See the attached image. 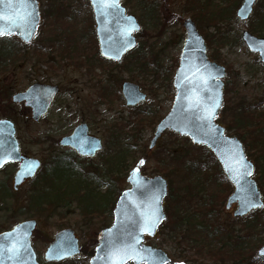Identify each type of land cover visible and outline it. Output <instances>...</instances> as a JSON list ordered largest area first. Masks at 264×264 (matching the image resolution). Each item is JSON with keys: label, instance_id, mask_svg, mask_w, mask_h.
I'll use <instances>...</instances> for the list:
<instances>
[{"label": "rangeland", "instance_id": "rangeland-1", "mask_svg": "<svg viewBox=\"0 0 264 264\" xmlns=\"http://www.w3.org/2000/svg\"><path fill=\"white\" fill-rule=\"evenodd\" d=\"M140 1L141 0H122V3L125 4L127 11L136 15L138 22H140L143 30L145 31V33H141V37L137 35L136 48L137 45H139L141 42V45H143L144 54H146V57L149 59L151 57L149 55L150 49L153 52H157L158 60L161 61V65L165 67L168 66L171 75L177 66L175 64V61L177 63L179 52L182 49V43L185 36L184 28L180 20H182L184 17H192L191 14L194 12V4H191L188 0H145V5L147 8V10L145 11L149 12V9L152 8V4L156 5L157 12L155 13L157 14V19H155L154 17L156 15L144 16V9L141 6ZM213 1L224 4L229 0ZM232 1L233 0H230V2ZM38 2L42 20L39 23L37 35L35 39H33V49L30 45H28V48L32 49H29L28 52L29 56H31V59L28 63H26V65H24V62L17 61L14 67L9 66L7 69H5V71L0 72V90H8L13 93L16 92V90L25 89L27 85L31 84L33 81H42L58 84V86L60 87L59 92L61 93L59 95L57 103L51 105L48 114L38 122L33 121L31 117L22 112L21 104L11 103L13 114L18 118V122L16 123V136L18 137L19 146L21 147V150L29 156L32 155L38 157L40 160H42V162H45L51 158V155L53 153H61L63 150V148L60 149L57 147L51 150V152H49V150L46 151V146L48 143H50L51 136L46 137L45 134H51L57 138L64 133H69L71 128L78 122L85 121L89 126V133L95 134L102 139L105 146V152L102 154V156L91 159V162L88 166H86L88 159H77V169H83L84 176L85 170H89L87 168H90L89 171L93 172L92 169L96 167L98 168V170L94 172L103 177L104 175L100 173L101 171L99 168L101 166L103 170H107L109 168L108 165L105 164V157L108 156L107 146H109V149L111 150L115 148L116 145L114 146V143H112V141H114L115 138V131L120 130L115 129L114 133L112 134L109 127L114 125L115 123L123 124L120 122L131 121L133 124L135 121L133 112L125 104L124 99L121 100L118 97V92L120 93L121 83L124 80L137 82L141 86L140 88H142L143 91L147 93V99L140 105L145 106V104L147 103L152 104L154 105V107H156L155 109L159 111V114H165L166 111L170 109L169 107L172 103V95L174 93L171 88L163 84V76L161 75L160 70H157L156 68L153 69L152 66L149 67V69H151L150 71L157 70L158 76L149 75L148 73L142 76L139 74V72L135 70L133 71V68L128 71V69H126L127 67H125L130 65L128 58H126L122 62V65L108 63L102 58H99L96 54V45L87 46L88 52L86 53V55L88 57L90 55L93 65H89V60L86 59L87 56L83 54L82 56H79L82 61L77 65L70 62V59L65 58L66 55L61 52V46L57 44L58 40L52 41L51 38L58 34V36L62 38L61 41L65 44V41H67L65 36H67L69 32L70 35L67 41L69 42V45H77L78 43L80 44L83 42L89 43L91 41L95 42V38L93 37L94 33H91L92 23L87 20L88 16L90 18L92 16L91 5L89 4V1L62 0V3L67 2L70 6H74L73 8H71L66 4L67 8L65 10V17L60 16L62 14V11L59 13V16H57L56 9L55 16L49 15V12L47 11L49 8L48 0H38ZM204 2H207V0H204ZM236 6L233 8L234 11ZM234 11L231 17H229L230 13H226L224 18L220 20L218 19L219 21H221H218V26L211 27V25H205L204 27H202L201 32H209L210 34L211 32H213V36H215L217 32H221V35H224L222 41L224 44L219 47L213 45L211 48L207 49V53L210 58L215 55V61L223 64L226 67L227 70L224 82L228 81L231 87L233 84L238 90V93L245 96L246 101L250 103L251 101L257 100V98L261 94L264 95V64L259 60L257 53L250 50L248 51L244 41L240 39V35L244 25L240 20L235 18ZM68 12L73 15V18L69 16ZM252 15L248 18L249 20H247V26L250 24V21L253 18ZM180 17L181 19H179ZM84 20H87L84 26L85 28L81 27ZM69 27H71V32L69 30ZM245 28L247 27L245 26ZM254 31L257 33L259 32L256 30ZM76 38H79L81 40L77 43L75 42L77 41ZM7 42L14 41H4V43ZM51 43H54V46H51ZM46 45L47 47L44 48ZM133 50L132 54H134ZM47 52H49V54H46ZM132 54H128V56H131ZM16 55H18L19 57L20 53ZM150 62L151 64H153L154 61L150 60ZM123 64L125 65L124 67ZM90 66L93 70V79H95L92 84L94 83L95 85H89V81L87 80L88 76L86 73V69L90 68ZM236 73H239V75H235ZM111 75L112 79H110ZM114 77L118 78V80L113 79ZM113 80L115 81V83H113ZM107 83H113V89H111L110 87H106ZM102 84L105 85V93L110 92L109 99L102 97V95L99 96V91ZM148 86L154 89L153 91H151V94L149 93V90L151 89L147 88ZM113 90L115 91L111 96V92ZM232 103L233 100L230 99L229 102L224 104L225 110L221 109L218 114L219 116L217 118V121L224 127H226L225 122H228L230 120L229 107H231ZM259 104L260 105L258 109H264V103L262 102ZM2 117L3 116H1L0 113V118ZM131 125H125L123 130L129 133ZM234 132H236V130H227V133L229 135L233 134L237 136ZM151 134L152 130L149 126H146V128H144L142 134L140 135L141 147L144 144V147L147 148V144L149 143ZM182 137L183 136H180L179 134L167 131L157 139L156 145L153 148L149 149L153 151L154 155L159 152V150L157 149L158 147L161 149L168 146V143H172V146L175 150H177V152H179V150L187 151V146L193 143H186V141L182 139ZM156 149L157 151H155ZM189 149L192 153L197 154L198 160H200V153L202 151L205 158L207 159L206 161L208 162H201L200 168L194 166L190 167V169L186 168L189 164V162H186V167L184 165H181V168L183 169L172 171L173 192L176 194L177 192H182V190H179V188L180 185L183 184L177 181L181 177L179 176L180 172L184 173L183 170H186L188 172H196L194 173V176L199 183L194 181L193 178H191L190 180L195 183L194 189L199 192V196L210 195L208 197L209 201L212 204L216 205L217 208V210L213 211L210 220L212 222H214V220H218L223 226L224 224L235 225L234 231L235 229H240L241 233L243 232L246 235V229H250L247 224V219L236 221L232 215V210L235 206H232L230 210L225 209L226 201L223 200V203L221 204V202H219V200L214 195L212 196L216 188L222 190L224 186V182L217 178L220 175L213 163V160L209 158V154L202 147L196 148L195 146H190ZM257 153V151L253 150V155H247V157L250 158L254 162V164L256 162ZM139 157H141L140 153H136V155H129L127 159L131 163V165H128L129 168H126L124 174L123 168L121 169V174H123V176L120 180H117V177L113 178V182L119 186L120 190L126 188L129 185L126 182L127 171L131 167L135 166L134 161ZM101 158H104L102 163H100ZM140 163L141 165H138L140 167V170L147 176H153L158 173L161 174L160 170H156L158 162L153 157H148L147 159L140 161ZM260 164L262 171L264 169V165L262 163ZM16 167V164L9 163L0 169V178L7 179L10 187L12 185V175L17 169ZM107 174H109V172L105 174V177L106 180H109L110 177ZM258 174V172L254 171L253 177L255 178ZM77 178L81 179L79 176ZM201 185L204 186L202 187ZM106 186H108V184H106ZM106 186H103V188L100 186L98 188L99 191H103L102 189H104V187ZM26 187L27 185L25 183L19 187L18 193L15 195V200L21 199V196H23ZM168 200L170 201V203H168ZM172 203L173 198L171 197H169V199L165 198L163 202L165 206L167 205L169 214L173 209ZM184 204L186 205V203ZM189 207H185V213L190 215L191 222L194 220H200L198 213H196V215L194 213L196 212V205H190ZM82 212L83 208L79 205L78 202L74 201L69 206L55 207L53 209L45 206L43 207L42 213L41 215H39V217L36 215L33 216L35 220H37V226L32 238V242L33 247L37 252V255L42 264H52L44 262L41 259L44 253L43 251L45 250L48 240L53 236L55 231L65 226L74 229L75 233L78 236V239L80 240L81 247H84L83 252H80L79 254H77V256L71 258L72 261H68L67 263H89L88 260L92 253L88 254L87 252H89V250L90 252H92L94 248L92 247L94 238L97 237V234L101 229L107 227V225L111 223L112 217L108 214L109 210L103 215L93 217H91V215L84 216ZM15 214L16 211H14V209L11 214L0 211V226L1 224H5V226L10 227L13 222L28 218L25 214H18L16 216ZM257 215H259L260 219L264 221V213H258ZM167 218L168 217H166L165 221L162 222L161 227L155 233V235L147 237L145 242L149 245H153L155 247L163 249L164 251H166L169 257L172 258V260H184L187 263L191 262L189 261V259H186L185 256H182L180 251L183 247H185L187 254L189 253V251H193L192 248L189 245L185 244L187 243L186 241L179 243L176 239V243V237H174V233L170 230L171 223H168ZM197 236L202 238L201 235ZM196 240L201 242L198 238H196ZM245 241L246 244H244V256L242 258V262L246 263L248 261L252 263V258H256L257 260L255 264H263L262 258H257L255 252L257 248L264 243V231H257L254 234L249 233L245 237ZM188 244L191 243L188 242ZM198 258L200 262L196 261L197 264H206L209 262H213L209 259V257L206 258V254L203 251L198 255ZM216 263L220 264L219 262ZM229 264L232 263L229 262Z\"/></svg>", "mask_w": 264, "mask_h": 264}, {"label": "water", "instance_id": "water-1", "mask_svg": "<svg viewBox=\"0 0 264 264\" xmlns=\"http://www.w3.org/2000/svg\"><path fill=\"white\" fill-rule=\"evenodd\" d=\"M256 1L242 0L236 8L239 20L245 21L249 17ZM89 2L92 5L100 55L107 60L120 61L136 44L134 33L140 30L136 16L126 13L120 0H115L111 7L100 3L94 5L93 0ZM0 15L3 16L0 27L10 33L0 36L15 33L21 40L29 41L40 20L38 1L0 0ZM183 27L186 35L172 80L174 99L169 111L156 124L149 147L156 143L164 131L170 129L187 136L194 144H202L212 150L225 177L233 185V192L226 198L225 207L229 209L236 203L232 215L242 217L263 207L264 200L256 179L252 177L254 165L246 157L243 144L238 137L227 135L225 127L215 121L224 99L225 67L208 58L204 37L191 18L183 19ZM241 38L248 50L258 52L260 60L264 62V37H257L249 30H244ZM121 89L129 106L145 98V93L134 82L124 81ZM56 94V85L37 83L16 92L12 100H24L25 104L32 105L37 111L34 118L38 120ZM86 129L85 123L78 125L69 137L61 139V143L73 147L80 155L94 156L102 143L99 138L88 136ZM9 162H19L13 175L14 188L24 179L31 178L40 166L36 157L20 153L14 123L7 118L0 119V167ZM127 174L126 181L130 185L117 198L112 224L98 233V244L88 260L89 264H111L112 253L116 248L128 253L122 264L130 260L134 264H167L170 257L163 249L143 242L144 235H154L166 218L162 204L167 195L166 180L161 175L147 177L138 167L130 169ZM35 223L34 219L22 220L0 232V264H39L30 242ZM79 251V240L74 230L65 227L55 232L44 251V259L56 262L71 258ZM256 253L257 257H264V244Z\"/></svg>", "mask_w": 264, "mask_h": 264}, {"label": "trees", "instance_id": "trees-1", "mask_svg": "<svg viewBox=\"0 0 264 264\" xmlns=\"http://www.w3.org/2000/svg\"><path fill=\"white\" fill-rule=\"evenodd\" d=\"M49 1V8L48 12L49 15L55 16V9L57 11V16H59V13L62 11V14L60 16L65 17V10L67 8L66 4L68 6L69 3H62V0H48ZM76 1V0H75ZM191 4H194V12L191 14L192 18L195 19V21L198 23V26L200 28L206 26L214 27L218 26V21L226 15V13H230L229 17L233 14V8L239 4L240 0H233L230 2L217 3L213 0H207V2H204V0H188ZM223 2V1H222ZM230 2V3H229ZM141 6L144 9V16H155L154 18L157 19V12L156 5L152 4V8L148 11L146 8L145 0L140 1ZM229 4V5H228ZM232 5V6H230ZM253 11V18L250 21V24L246 27L250 28L251 31L256 35H264V0H258L255 8ZM236 10V9H235ZM231 11V12H230ZM235 12V11H234ZM47 13V12H46ZM70 15V12H68ZM140 17V16H139ZM181 19V17L179 18ZM219 19V20H218ZM181 21V20H180ZM221 22V21H219ZM143 24V23H142ZM70 26V24H69ZM248 28V29H249ZM83 29V28H82ZM249 29V30H250ZM69 30L71 32V27H69ZM259 31L258 33L255 32ZM219 31V27H218ZM145 31L143 28H141V31L137 34L139 37H141V33ZM74 33V32H72ZM91 33H93L91 31ZM209 32H205V42L207 43L208 48H211L213 45L216 47H219L223 45V37L224 35H221V32H217L215 36H213ZM68 35L65 36V38L68 41L69 37ZM86 38V37H85ZM52 41L58 40V45L61 47V52L66 55L65 58L70 59V62L77 65L79 62L82 61L79 56L86 55L85 49L80 46L78 41L81 39H77L78 44L77 45H69V42L65 41V44L61 41L62 38L56 34L53 38H51ZM12 40L14 42H7L4 43V41ZM70 40V38H69ZM4 43V44H2ZM91 44L94 46L96 45V39L95 42L91 41ZM51 46H54V43H51ZM80 46V47H78ZM26 47H28V44L22 43L20 40H17L16 38L12 37H0V72L5 71L9 66H15L17 61L18 62H24V65L29 62L31 59V56H29L28 52L26 51ZM47 45L44 47L46 48ZM96 48V54H97V47ZM134 54L131 56H125L124 60L128 58L129 64L128 66H125L123 64V67H127L126 69L131 70L133 68V71L139 72L140 75H145L148 73L149 75L158 76V71L160 70L162 77V82L167 87L171 88L173 91V87H171V80H172V74L170 75V70L168 69V66H162L161 61L158 60L157 52H153L151 49L149 50V55L151 56L150 59L146 57V54H144L143 51V45H141V42L139 45H137V48L134 50ZM18 55L16 54H19ZM46 54H49L47 52ZM212 55V54H211ZM87 56V55H86ZM63 57V56H62ZM54 58V57H53ZM52 58V60H53ZM87 58H90V56ZM212 58L216 60V56L213 55ZM20 60V61H19ZM150 60L154 61L153 64H151ZM121 63H113L116 65H122ZM55 63V62H54ZM53 63V64H54ZM151 64V65H150ZM176 64V61H175ZM173 65V64H172ZM134 66V67H133ZM152 66V68H156L157 70L150 71L149 67ZM176 66V65H175ZM174 66V68H175ZM174 70V69H173ZM147 74V75H148ZM235 75H239V73H236ZM234 78V77H233ZM112 79V75L110 77ZM113 79H117L114 77ZM113 83L115 81L113 80ZM107 84L106 87H110L113 89L114 84ZM231 83V82H230ZM226 86L224 88V102L223 107L221 109L225 110L224 104L230 101V99L233 100V103L231 104V107H229V118L230 120L228 122H225L226 124V131L227 130H236L237 137L240 138L241 142H243V147H245L246 154L251 156L253 155V150L257 151L256 155V162L254 165L255 171L259 174L255 177L258 181L259 188L263 192L264 196V169L261 171V164L264 165V109H258L259 103H264V95L261 94L257 100L251 101L250 103L246 101V97L239 94L238 90L235 88V86L232 84V87L229 85V82H225ZM105 85L102 84V97H105L109 99V93H105ZM147 88H150L149 93L151 94L154 89L148 86ZM113 90L111 92V96L114 94ZM11 91H4L0 90V113L3 117H9L14 120V122H18V118L16 115L13 114L12 111V104L10 103V97H11ZM118 97L120 98V94L118 92ZM3 102V103H1ZM154 105L152 104H145V106H135L134 108H129L133 112L134 116V123L132 124L131 121L128 122H120L123 124H114L109 127L110 132L113 134L115 129L119 131H115V138L112 143H114L115 148L113 150L108 148V156L105 157V164L108 165L107 172H109V180H106L105 174L103 173L102 166L99 168L100 173L104 176L101 177L100 175L96 174L95 172L98 170V168L94 167L92 170L93 172L89 171L90 168H87L89 170H85V174L83 176V172L80 171L77 168H73L71 163L65 162L63 159H59L56 156H51V158L47 161H45L40 171L31 179L25 188V192L23 193V196H21V199L15 200V195L18 192H15L8 183V180L5 178H0V211H4L7 214H11L14 211H16V215L25 214L27 217H33L34 215L38 216L41 215L43 207L48 206L50 209H53L55 207H64L69 206L72 202L76 201L79 203V205L83 208V215L84 216H100L104 213L108 212L109 215H111L112 208L114 207V203L117 200V195L121 191L119 186L116 185L114 181V177L117 180H120L124 174V171L128 167L130 161H128L129 155H136V153H140L141 157L136 158L134 161L135 166L141 165L140 161L147 159L148 157H153L157 160L158 165L156 166V170H160L161 174L166 178V181L168 183V190H167V196L166 198L169 199V197L173 198V209L171 213L169 214L167 205L164 207L168 215V223H171L170 230L174 233L175 241L183 242L186 241L187 245H189L193 251H189V253L186 254L185 247L181 249V255L185 256L186 259H189V263L186 261H178V260H172V264H197L196 261H199L198 255L200 253L205 252L206 258L209 257L210 260L213 262H219L220 264H229L231 262L232 264H242V258L244 256V244H246L245 237L251 233L254 234L255 232H263L264 231V221H262L257 215L258 213H264L263 208L256 209L255 211H252L248 214H246L244 217H237L234 218L236 221L240 220H246L248 227L246 229V235L241 230L238 229L234 231L235 225H225L224 226L218 221L214 220L212 222L211 215L213 214V211L217 210L216 205L212 204L209 201L210 195H202L199 196V192H197L194 189L195 183L190 181L191 178L194 179V181L198 182L196 180V177L194 176V173L196 172H188L186 170H183V172H180L179 176H181L177 181L181 182L183 185H180L179 190H182V192H173V178H172V171L183 169L181 168V165L185 166L186 162H189L188 166L186 168L190 167H201V162H208L207 159L204 156V153L201 151L200 153V160L197 158V154L192 153L189 149L190 146H195L196 148L202 147L204 150L207 151L209 154V158L213 160V163L216 167V169L219 172V177H217L219 180L224 182V186L221 189L216 188L214 190L212 196L214 195L221 204L223 203V200L226 199V197L232 192V185L227 180L224 175L223 171L220 168V165L215 159L212 152H210L208 149H206L204 146L200 145H194L190 144L187 149V151H182L174 149L172 146V143H168V146L163 148H157L159 152L153 155V151L149 149L148 144L147 148L143 146L141 147L140 142V135L142 134L144 128L146 126H149L151 130H153L154 125L156 124V121L159 120L162 114H159V111L155 109ZM219 116V115H218ZM217 116V118H218ZM224 120V119H223ZM132 124V125H131ZM148 124V125H147ZM125 125H131L130 126V132L127 133V131H124L123 128ZM231 135V134H230ZM233 135V134H232ZM186 141V143H191L190 139L187 137H182ZM176 142V140H175ZM157 149L155 151H157ZM156 155V156H155ZM77 165V163L75 162ZM73 168V169H72ZM105 168V167H104ZM123 168V174H121V169ZM129 168V167H128ZM169 168V169H168ZM70 173V174H69ZM261 173V175H260ZM79 176L81 179L77 178ZM89 176V178H88ZM262 181H261V179ZM217 179V180H218ZM199 183V182H198ZM108 184V186H106ZM95 187H94V186ZM219 185V184H218ZM106 186L103 191H99V187ZM202 187L204 185H201ZM186 203V205L183 203ZM168 203L170 201L168 200ZM194 206L196 213H198V216L200 220H194L191 222V217L189 214H186V206ZM112 206V208H111ZM190 208V207H189ZM111 209V210H110ZM185 213V214H183ZM193 219V217H192ZM262 221V222H261ZM250 222V223H249ZM7 226L5 224H1V229H5ZM196 234V235H195ZM197 235H201L202 238H200ZM261 235V234H259ZM196 238H198L201 242L197 241ZM176 241V243H177ZM190 242L191 244H188ZM198 243V244H197ZM97 244V239L94 238L92 242V247H94ZM81 252L84 251V247H81ZM92 250V248H91ZM87 252L88 254L93 253ZM241 260V261H240ZM256 258H252V263L246 262L244 264H255ZM68 261H72L71 259L63 261V262H56L52 264H68ZM263 264H264V258H262Z\"/></svg>", "mask_w": 264, "mask_h": 264}, {"label": "flooded vegetation", "instance_id": "flooded-vegetation-1", "mask_svg": "<svg viewBox=\"0 0 264 264\" xmlns=\"http://www.w3.org/2000/svg\"><path fill=\"white\" fill-rule=\"evenodd\" d=\"M120 3L121 4H123L122 3V0H120ZM124 6H125V4H123ZM126 7V6H125ZM127 9V8H126ZM127 11V10H126ZM190 17V16H189ZM191 19L193 20V22H195V24H197V28H198V31L199 32H201V29L202 28H200L199 26H198V23L195 21V19H193L192 17H191ZM201 34H205V33H203V32H201ZM34 45H35V43H34ZM93 45V44H92ZM29 49H31V48H28V47H26V51H29ZM32 49H33V47H32ZM31 49V50H32ZM87 60H89V65H93L92 64V60H91V58H86ZM111 61H113V60H111ZM111 61H109V62H111ZM115 62V61H114ZM94 63V62H93ZM86 73H87V76H88V81H89V85H91L92 84V82H94V80L95 79H93V70L91 69V66H90V68H88V69H86ZM37 83H41V84H45V85H48V83H50V82H42V81H33L31 84H37ZM123 83V82H122ZM122 83H121V85H120V99L121 100H123L124 99V97L122 96ZM134 83H136L137 85H138V88H140L141 86L137 83V82H134ZM94 84V83H93ZM92 84V85H93ZM107 84H109V83H107ZM107 84H106V86H107ZM57 86H58V84H56ZM95 85V84H94ZM28 86V85H27ZM27 88V87H26ZM25 88V89H26ZM101 88H102V85H101ZM101 88H100V91H99V96L101 95V93H102V90H101ZM141 89V92H145V91H143V89L142 88H140ZM24 90V89H23ZM59 90H60V87L58 86V89H57V93L58 94H56L55 96H54V98L51 100V102H50V104H49V107H48V109L45 111V112H43V113H41V115L39 116V118H38V120H36L35 118H34V115L37 113V111L34 109V107L32 106V105H30V104H25V101H19V104H21V106H22V112H24L27 116H29V117H31V119L33 120V121H35V122H38L40 119H42V118H44L47 114H48V111H49V108L51 107V105H53L54 103H57V100H58V98H59V95H60V93L61 92H59ZM147 96V93L145 92V97ZM124 102H125V104H126V99H124ZM143 102H145V99L143 100V101H141V102H139V103H137V104H135L134 106H140V104L141 103H143ZM127 105V104H126ZM134 106H132L133 108H134ZM94 113V112H93ZM82 123H85L86 124V126H87V129H86V133H87V135L88 136H91V137H96V138H99L100 139V141H101V143H102V147L100 148V149H98V150H96L95 152H94V156H90V155H80V154H78L77 153V151L73 148V147H71V146H69V145H64V144H62L61 143V139L63 138V137H69L70 135H71V132L78 126V125H80V124H82ZM157 123V122H156ZM156 126V125H155ZM152 132H153V130H152ZM45 136L46 137H50V143H48L47 144V149H46V151L47 150H49V152H51V150H53V149H55V148H63V150H62V152L61 153H53L51 156H56V157H58L59 159H63L65 162H68V163H71L72 164V166H73V168H78V163H77V159H88V161H87V163H86V166H88L89 164H90V160L91 159H94L95 157H100V156H102V154L105 152V146H104V143H103V141H102V139L99 137V136H97V135H95V134H91V133H89V126H88V124H87V122H85V121H80V122H78L77 124H75L72 128H71V130H70V132L69 133H64L63 135H61L60 137H54L53 135H51V134H45ZM44 138V137H43ZM43 140V139H42ZM20 147V146H19ZM20 149H21V147H20ZM21 152L24 154V155H28V154H26L25 152H23L22 150H21ZM105 157V156H104ZM103 159L104 158H101L100 159V163H102V161H103ZM44 162V161H43ZM43 162H42V164H43ZM75 162L77 163V165L75 164ZM42 164H41V166H42ZM41 166H40V168L39 169H41ZM72 168V169H73ZM83 170V169H82ZM107 172V170L106 169H104L103 170V173L105 174ZM28 181H30V180H28ZM24 183V182H23ZM22 183V184H23ZM28 183L29 182H25V184L26 185H28Z\"/></svg>", "mask_w": 264, "mask_h": 264}, {"label": "snow or ice", "instance_id": "snow-or-ice-1", "mask_svg": "<svg viewBox=\"0 0 264 264\" xmlns=\"http://www.w3.org/2000/svg\"><path fill=\"white\" fill-rule=\"evenodd\" d=\"M93 2L94 5L100 3L106 7H111L115 4V0H93ZM0 19H3L2 15H0ZM5 34H10V33H6L5 30L2 27H0V35H5ZM240 159L242 160L243 157H241ZM127 254H128L127 251L124 249H119V248L114 249L112 253L113 259L111 260V264H122V260L124 256H126ZM137 258L139 259V257Z\"/></svg>", "mask_w": 264, "mask_h": 264}]
</instances>
